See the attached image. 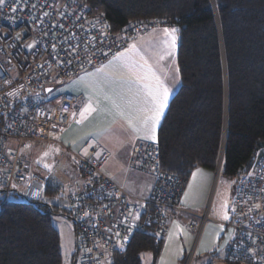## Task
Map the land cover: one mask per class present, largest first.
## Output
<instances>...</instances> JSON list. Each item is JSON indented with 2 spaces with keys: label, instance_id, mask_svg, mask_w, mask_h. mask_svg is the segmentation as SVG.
Here are the masks:
<instances>
[{
  "label": "built area",
  "instance_id": "built-area-1",
  "mask_svg": "<svg viewBox=\"0 0 264 264\" xmlns=\"http://www.w3.org/2000/svg\"><path fill=\"white\" fill-rule=\"evenodd\" d=\"M157 27L174 28V24L156 17L133 21L114 32L104 13L86 0H5L0 5V207L11 197H25L66 210L75 226V264H111L112 253L123 250L134 232L163 237L175 217L183 218L195 236L182 263L189 264L205 224L217 222L209 216V202L201 211L182 202L186 182L161 170L155 142H136V151L131 148L129 153V168L154 177L148 195L137 198L102 171L104 163L90 159L96 148H89V157H84L62 139L75 96L56 94L55 87L82 70L100 66L140 31ZM29 44L34 47L29 49ZM49 88L52 93L46 91ZM34 142L67 151L79 161L75 163L81 180L64 189L54 181L52 168L42 173L31 168L23 153ZM104 156L109 153L104 151ZM232 207L236 210L230 220L221 223L230 229L223 260L264 264V153L234 184ZM132 213H139L135 223Z\"/></svg>",
  "mask_w": 264,
  "mask_h": 264
},
{
  "label": "trees",
  "instance_id": "trees-1",
  "mask_svg": "<svg viewBox=\"0 0 264 264\" xmlns=\"http://www.w3.org/2000/svg\"><path fill=\"white\" fill-rule=\"evenodd\" d=\"M86 2L104 13L114 32L156 17L178 29L180 84L155 141L161 170L187 182L196 168L215 171L221 157L218 173L234 184L248 173L264 153V0ZM16 198L0 207V264H62L51 218L69 214ZM161 243L162 237L136 231L112 253L111 264H141V253L156 257Z\"/></svg>",
  "mask_w": 264,
  "mask_h": 264
},
{
  "label": "crops",
  "instance_id": "crops-1",
  "mask_svg": "<svg viewBox=\"0 0 264 264\" xmlns=\"http://www.w3.org/2000/svg\"><path fill=\"white\" fill-rule=\"evenodd\" d=\"M155 29V28H153ZM155 31H162L163 29H156ZM156 35V36H161L163 33H151L146 34L143 36V44H152L155 45L157 48L160 47V40L152 37L151 36ZM140 39V38H139ZM134 39L130 41L127 46L122 50L124 51L129 45L135 43L137 45V48H141V44L136 43V41L139 40ZM141 42V41H140ZM167 46V45H166ZM165 46V47H166ZM177 48V41H176V46ZM168 48H165L163 51L166 53ZM173 51V50H171ZM164 55V59L162 60V66L163 69L161 71V79L164 80L165 84L173 83L171 84V87H173V90H171V95L170 98L172 97V93H174V88L179 84L180 81L177 79L176 72H174L172 76V82H168L169 78V72L167 71L166 64H176V49L175 52L172 53V55ZM112 57L107 59L105 62L102 64H106L108 60H110ZM150 59V58H149ZM148 59V60H149ZM101 64V65H102ZM100 65V66H101ZM168 65V64H167ZM98 66V67H100ZM153 66V65H152ZM97 67L91 68V69H86L82 70L79 73H77L73 78L68 80L65 84L70 85V90H68L71 94L75 96V110L77 111V117L74 119L71 116V120L69 125L64 129L62 132V139L63 142L65 140L68 141V143H65L71 151H74L80 155H82V149L84 147H88V140H81L80 138L85 136L87 133L93 132L96 130L97 127H109V131L102 137L99 138V141L97 145L94 147L96 148V151L100 149H104L106 152L109 153L108 158L106 159V162L104 163L103 170L105 171L106 174H108L116 183L120 184L123 186L130 194L137 198H144L145 196L148 195L150 192L153 182H154V177L146 172L139 171L137 169L129 168L128 167V158H129V153L131 151L132 145L135 144L136 142H144L142 140H136L134 138V134L131 132V130L128 128L127 123L122 120L117 118L115 122H111L112 118L111 117H105L101 118L98 114H92L88 118H86L81 124L77 125L76 124V119H79V109L87 103V97L85 96L84 90L80 86H76L73 84V81H76L79 79V77L84 76L86 72H93L95 71ZM177 64H176V69H177ZM154 71L156 69L153 67ZM178 77H179V72H178ZM180 80V78H179ZM71 83V84H70ZM173 85V86H172ZM63 86V85H62ZM66 90L62 91V88L60 89H55V93L61 94L62 92H68ZM169 98V100H170ZM101 107L108 108L110 107L109 104L106 102H102ZM163 118V117H162ZM162 121V119H161ZM159 127V126H158ZM158 130V128H157ZM76 141V147L75 149L72 147V142ZM38 143L41 142H34L32 143L27 150L24 151V156L26 159L30 162L31 168L34 170H37L40 172V168L43 169L45 168V164L50 163L51 161L53 162L54 155L56 153H51L50 151H35L37 148ZM42 144V143H41ZM60 149V148H59ZM63 149V148H62ZM61 150V149H60ZM48 152L49 154L47 156H44V153ZM64 152V155L67 157V151H62ZM83 156V155H82ZM70 157V155L68 156ZM113 158V159H112ZM51 162V163H52ZM54 164V163H52ZM53 168V166L51 167ZM73 170L77 174L78 178H75V181L81 180V175L79 172V169L76 165V167H73ZM199 170V171H198ZM195 173V176L193 175ZM54 181L60 183L58 179H56L54 176ZM216 178L215 176V171H209L205 170L203 168H196L193 170L190 178L186 182L183 195H182V202L190 207L191 209L195 211H201L203 210V207H205L207 200H208V195L210 191V186L214 179ZM191 185V187H189ZM185 193H188L187 197H185ZM173 221L178 222L182 227H184L187 232L190 234L189 237L186 239L183 234H180L179 238H173L171 241L168 239V233L173 230ZM222 223V222H221ZM221 223L209 221L208 223L205 224L202 234L203 235L201 241L204 242L206 248L209 249V251H200V253H210L213 251V246H215L216 242L219 241L221 238L222 244H225V241L229 239L230 237V231L228 228L223 226ZM169 229L168 232L162 237V243L160 250L157 255V264H161V261L165 262V264H182L187 256L189 255V246L192 244L193 241V234L188 228L185 220L180 217H175L171 220H169L168 223ZM223 226V231H220V227ZM228 229V231H227ZM219 232V237H217V233ZM207 235V236H206ZM226 235V237H225ZM205 236V237H204ZM201 238V237H200ZM75 239V238H74ZM217 239V241H216ZM200 240V239H199ZM200 241V242H201ZM166 245H167V250H166ZM213 245V246H212ZM223 245H222V252H223ZM183 248L182 253L178 256L177 255V250L179 248ZM213 248V249H212ZM200 249V246L198 250ZM74 250H75V241H74ZM197 250V252H198ZM198 254V255H199ZM153 255V254H152ZM155 256H153L154 258ZM72 263V259L70 264ZM155 263V264H156ZM142 264V262H141Z\"/></svg>",
  "mask_w": 264,
  "mask_h": 264
},
{
  "label": "snow or ice",
  "instance_id": "snow-or-ice-1",
  "mask_svg": "<svg viewBox=\"0 0 264 264\" xmlns=\"http://www.w3.org/2000/svg\"><path fill=\"white\" fill-rule=\"evenodd\" d=\"M4 2L5 0H0V5L4 4ZM12 11L15 12L17 9L13 8ZM45 15H47V13H45ZM61 27H63V25H61ZM163 32L166 37L164 43L169 49L165 55H172L171 50L176 46V34L178 29L164 28ZM17 38H19V35ZM27 47L32 49L34 44H29ZM53 49H55V45H53ZM102 54L107 56V53ZM160 59L163 60L164 56L161 55ZM67 63L71 64V61ZM89 63H91V60H89ZM40 67H43V65H40ZM176 72L178 79V68ZM73 84L80 86L87 97V103L79 109V119H76L77 125L81 124L86 118L95 113L101 118L111 117V122H115L117 118L124 120L128 128L134 134L136 140L156 141L157 128L168 107L171 89L165 84L164 80L156 74L152 65L148 63V60L137 48L135 43L129 45L124 51L115 53L106 64L97 67L95 71L86 72L84 76L73 81ZM46 91L52 93L53 89L49 88ZM12 95H14V93H12ZM102 102H106L110 107H101ZM73 108L74 110L71 112V116L75 119L77 117V111L75 110V106H73ZM67 111V108H62V112ZM49 119H51V117H49ZM52 127L55 128L56 125L53 124ZM61 131L63 132L64 130L61 129ZM108 131L109 127L107 126L97 127L95 131L81 137V140L89 141L88 147L82 149V155L84 157H89V148H94L99 138L104 136ZM55 138L61 139V137ZM64 142L68 143L67 140ZM72 147L75 149L76 141L72 142ZM132 150L133 152L136 151L135 144L132 145ZM55 151L59 152V149H55ZM104 151V149L94 151L90 159L105 163L107 157L104 156ZM48 154V152H45L44 156ZM73 160L79 163L75 158H73ZM44 166L45 168H50L48 164ZM193 175L195 176V173ZM13 187H15V185H13ZM189 187H191V185ZM187 195L188 193H185V197H187ZM256 207L259 208L260 205H256ZM235 210V207L231 208L232 212H235ZM219 211L223 220L227 221L230 219L229 202L227 199L220 205ZM133 218L138 219L139 215L137 214ZM223 230V226H221L220 231ZM180 234H183L186 239L190 235L178 222L173 221V230L168 233L169 241L173 238L178 239ZM116 235L119 236L120 234L117 232ZM216 235L219 237V232ZM126 240L127 237L124 238L125 242ZM227 243L228 241L226 240L225 244ZM121 247H123V242L121 243ZM182 251L183 248H179L177 250V255L179 256ZM200 251H209L203 241H201L200 249L197 254H199ZM161 264H165L163 259Z\"/></svg>",
  "mask_w": 264,
  "mask_h": 264
},
{
  "label": "rangeland",
  "instance_id": "rangeland-1",
  "mask_svg": "<svg viewBox=\"0 0 264 264\" xmlns=\"http://www.w3.org/2000/svg\"><path fill=\"white\" fill-rule=\"evenodd\" d=\"M156 29H159V27L153 29H148V30H144V31H140L137 35V37L135 39H139L138 41H136V43L141 44L142 43V39L143 36H145L146 34H150L151 33H163L162 37L161 36H156L153 35L152 37H155L157 39L160 40V47L157 48L155 45L152 44H141V48H138L141 53L144 55V57L148 60V63L153 65L152 67H154L156 69V74L158 76L161 77V71L163 69L162 66V60L160 59V56L165 54L163 51L165 50V48H168L166 46V44L164 43L166 37L164 32L162 31H155ZM163 29V28H160ZM179 38L177 37V43H178ZM141 41V42H140ZM166 46V47H165ZM175 49H173L172 53L175 52ZM169 50V49H168ZM164 56V55H163ZM168 64V65H167ZM166 64V69L169 72V78H168V82H172V76L174 74V72H176V64ZM177 75V72H176ZM177 77V76H176ZM178 81L179 77H178ZM67 82V81H66ZM62 83L61 85L56 86L55 88L57 89H61L62 91L66 90H70V85H66L65 83ZM71 84V83H70ZM171 84L173 83H169L166 84L171 90H173V87H171ZM63 85V86H62ZM173 86V85H172ZM178 85L174 88V92L177 90ZM71 91V90H70ZM69 92V91H68ZM174 93H172L173 95ZM48 106V108H50V105L47 103L46 104ZM42 143V144H41ZM36 144L37 148L35 151H50L52 154L56 153L55 149H59L58 147H54V146H49L48 144L41 142ZM61 149V150H60ZM59 152L56 153V155H54V159L53 162L54 164H52L51 162L48 163V165H50V168L53 166L52 171H49L50 168H46V169H41L40 168V172H44V171H49L51 174H53V176L58 179L60 181V184L65 187L64 189H68L70 187V184H72V182L75 180V178H78L77 174L75 173V171L73 170V167H76V163L72 160V158L68 157L69 154L68 152H66L64 149L60 148ZM65 151L68 155L66 157V155H64ZM113 159V158H112ZM104 167V164H103ZM218 167V165H217ZM220 169V167L218 168V170ZM233 189H234V183L231 179L226 178L222 175H219L217 178L214 179V181L212 182L211 186H210V191H209V195H208V200L207 202H209L210 205V210H209V216L211 219L218 221L219 223L221 222H227L225 220L222 219V216L220 214V205L223 203V201L225 199L228 200L229 202V216H231V205H232V198H233ZM16 197H11V199H14ZM17 199V198H16ZM207 205V204H206ZM204 208V207H203ZM139 215V213H132L131 215V221L132 223H135L138 219H134L133 217L136 215ZM68 215V214H67ZM53 225L55 226V228L57 229L58 233H59V237H60V247H61V253H62V264H70L73 253H74V241H75V226H74V221L71 218V216H66V215H61V214H57L52 216L51 218ZM228 231V229H227ZM207 236V235H206ZM194 235H193V241H194ZM203 235L201 236L200 240L198 241L195 250L192 253V257L190 258V263L189 264H206V263H212V264H226V260H223V252H222V238L217 241L216 239V244L215 246H213V251L210 253H200L199 255L197 254V250L201 244V239H202ZM205 237V236H204ZM226 237V235H225ZM192 241V244H193ZM192 244L189 246V252L192 248ZM189 254V253H188ZM141 262L142 264H155L157 261V256L153 258V255L151 252H142L141 255ZM229 263H234V262H229ZM157 264V263H156ZM237 264V263H236Z\"/></svg>",
  "mask_w": 264,
  "mask_h": 264
},
{
  "label": "water",
  "instance_id": "water-1",
  "mask_svg": "<svg viewBox=\"0 0 264 264\" xmlns=\"http://www.w3.org/2000/svg\"><path fill=\"white\" fill-rule=\"evenodd\" d=\"M220 162H218V167H216V170H215V176L217 178V173H218V168L220 167V164H221V159L219 160ZM76 254H77V243H76V235H75V250H74V256H73V260H72V263L71 264H74L75 261H76Z\"/></svg>",
  "mask_w": 264,
  "mask_h": 264
},
{
  "label": "bare ground",
  "instance_id": "bare-ground-1",
  "mask_svg": "<svg viewBox=\"0 0 264 264\" xmlns=\"http://www.w3.org/2000/svg\"><path fill=\"white\" fill-rule=\"evenodd\" d=\"M220 159H221V157H220ZM219 162H220V161H219ZM217 176H218V175H217ZM76 258H77V254H76ZM75 263H76V261H75ZM75 263H74V264H75Z\"/></svg>",
  "mask_w": 264,
  "mask_h": 264
}]
</instances>
